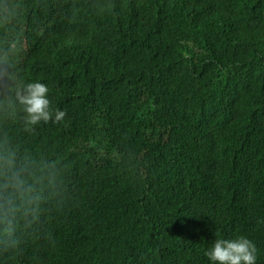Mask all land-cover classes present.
Listing matches in <instances>:
<instances>
[{
    "label": "trees",
    "instance_id": "16d2710c",
    "mask_svg": "<svg viewBox=\"0 0 264 264\" xmlns=\"http://www.w3.org/2000/svg\"><path fill=\"white\" fill-rule=\"evenodd\" d=\"M225 41L219 66L205 47ZM0 60L66 113L32 134L0 117L63 169L0 264H211L240 236L264 264V0H0Z\"/></svg>",
    "mask_w": 264,
    "mask_h": 264
},
{
    "label": "clouds",
    "instance_id": "9594fccd",
    "mask_svg": "<svg viewBox=\"0 0 264 264\" xmlns=\"http://www.w3.org/2000/svg\"><path fill=\"white\" fill-rule=\"evenodd\" d=\"M79 42H83V38ZM159 45V43H148ZM220 45L206 46L207 56L219 66H226L222 60L224 47ZM140 46H130L126 52L135 57L136 63L122 65V72L128 74L142 58V53L135 50ZM83 46L80 47V49ZM152 49V48H151ZM159 51L160 48L153 49ZM120 54L106 55L113 62ZM10 65L0 60V117L14 118L17 111L21 114L24 132L32 134L41 123L61 122L66 113L59 109L53 111L48 98L49 88L40 81L17 82L8 71ZM211 112L204 119L214 117ZM63 169L59 160L36 158L19 148L7 137H0V244L9 245L14 232V223L18 218L31 217L39 219L46 210L45 206L52 201L60 191ZM255 244L240 236L235 239H216L212 247L205 252L211 264H256Z\"/></svg>",
    "mask_w": 264,
    "mask_h": 264
}]
</instances>
